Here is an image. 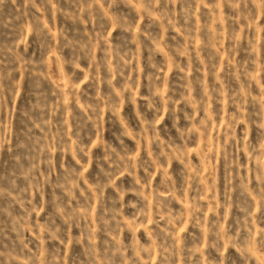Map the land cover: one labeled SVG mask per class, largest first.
I'll use <instances>...</instances> for the list:
<instances>
[{"label":"rangeland","instance_id":"obj_1","mask_svg":"<svg viewBox=\"0 0 264 264\" xmlns=\"http://www.w3.org/2000/svg\"><path fill=\"white\" fill-rule=\"evenodd\" d=\"M0 264H264V0H0Z\"/></svg>","mask_w":264,"mask_h":264}]
</instances>
